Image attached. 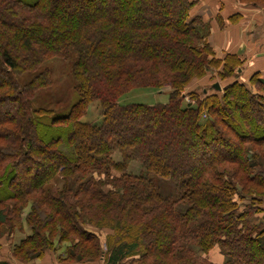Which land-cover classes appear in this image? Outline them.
<instances>
[{
  "label": "trees",
  "instance_id": "obj_1",
  "mask_svg": "<svg viewBox=\"0 0 264 264\" xmlns=\"http://www.w3.org/2000/svg\"><path fill=\"white\" fill-rule=\"evenodd\" d=\"M157 1L0 0V226L13 230L32 203L31 234L13 250L21 262L58 236L75 263L217 264L218 252L222 264H264V82H239L236 56L206 58L209 26L190 18L198 0L145 12ZM73 51L78 101L64 116L33 117L29 99L49 84L40 68ZM222 63L221 91L183 94ZM139 85L172 93L162 104L120 102ZM92 101L100 123L80 121ZM58 175L63 187L48 189ZM88 225L113 231L106 253Z\"/></svg>",
  "mask_w": 264,
  "mask_h": 264
},
{
  "label": "rangeland",
  "instance_id": "obj_2",
  "mask_svg": "<svg viewBox=\"0 0 264 264\" xmlns=\"http://www.w3.org/2000/svg\"><path fill=\"white\" fill-rule=\"evenodd\" d=\"M26 3L33 2V0H24ZM240 2V1H238ZM259 2V3H258ZM156 3V4H155ZM153 4L148 5L145 8V12L147 13H160L161 6L164 4V1L160 0ZM241 4L246 5H264V0H244V2H240ZM210 37V29L208 30L207 40L209 43ZM210 46V54L206 56L208 60L212 58H217L220 61H225V58H218V53ZM77 56L74 51L70 54L69 58L64 60L62 58H52L46 61L40 70L45 69L49 72V84L47 87L39 89L33 97L29 99V105L31 112L33 113L32 116L39 119H52L51 116H37L34 112L39 110H46L51 111L53 116H64L68 114L70 108L78 101V93L75 90V79L73 75V65L76 61ZM244 67V62L241 69ZM223 70V63L219 68H209L207 69V73L202 78L193 79L190 84H188L184 90L183 94L188 95L191 91L195 89L201 88H211V85L214 83H219L222 88L225 85L224 81L218 76V73ZM235 73H238L236 71ZM35 74L34 73H24L21 77L18 78L20 84L27 83ZM172 93V88L170 86H164L162 88H155L152 86H135L132 89H128V91L120 97V102L123 104H145V105H154V104H162L166 103L169 98L170 94ZM221 94V93H220ZM190 99L187 96L184 99V103L189 102ZM100 106L101 103L99 101H92L90 102L85 110L83 115L80 117V121H87L92 123H100L101 116H100ZM34 111V112H33ZM49 117V118H48ZM61 149V148H59ZM113 158L115 161H120L121 156L119 152L115 151L113 153ZM129 170L134 173L138 174V165L133 163ZM63 178L61 176H57L52 181L51 185L47 186L48 189H61L63 187ZM155 182L160 189L161 193L164 196H171L173 195L174 185L169 179L164 178H155ZM110 188L109 186L105 187V191H108ZM247 203L250 200H246ZM264 206V200H263ZM32 207V203H29L24 209H21V213L18 219L17 226L10 230L3 225L0 226V258L4 259L5 261H9L7 264H105V260L100 258L94 262H70L66 261V255L70 248L69 242H61L58 239V236L53 239V245L49 250H46L42 257L34 258L32 254L25 255V259L29 258L30 261L21 262V258H17L14 256L13 250L14 247L19 245L22 240H24L28 235L31 234V226L27 221V218L30 214ZM183 207V206H182ZM183 209V208H181ZM264 215H259L258 219H262ZM86 228L92 232H94L100 241V244L103 249V253H106V240L107 237L113 234V231L109 229H97L92 226H86ZM31 253V252H29ZM126 264H129L126 263Z\"/></svg>",
  "mask_w": 264,
  "mask_h": 264
},
{
  "label": "crops",
  "instance_id": "obj_3",
  "mask_svg": "<svg viewBox=\"0 0 264 264\" xmlns=\"http://www.w3.org/2000/svg\"><path fill=\"white\" fill-rule=\"evenodd\" d=\"M190 18L209 26V44L218 58L236 56L244 62L238 81L249 84L259 74L264 82V5H246L237 0H198ZM211 259L222 264L218 252ZM9 263L0 258V263ZM14 264V263H13Z\"/></svg>",
  "mask_w": 264,
  "mask_h": 264
},
{
  "label": "water",
  "instance_id": "obj_4",
  "mask_svg": "<svg viewBox=\"0 0 264 264\" xmlns=\"http://www.w3.org/2000/svg\"><path fill=\"white\" fill-rule=\"evenodd\" d=\"M240 72H241V69L238 70V73H240ZM214 89L217 90V91H221V90H222L220 84H218V83H216V84L214 85Z\"/></svg>",
  "mask_w": 264,
  "mask_h": 264
}]
</instances>
